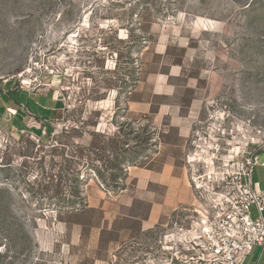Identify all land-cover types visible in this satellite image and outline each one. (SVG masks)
<instances>
[{"label":"rangeland","instance_id":"374dc122","mask_svg":"<svg viewBox=\"0 0 264 264\" xmlns=\"http://www.w3.org/2000/svg\"><path fill=\"white\" fill-rule=\"evenodd\" d=\"M9 86L64 116L40 137L0 126V264H141L134 244L189 228L197 204L190 187L165 227L123 242L132 167L180 144L186 175L189 152L264 148V0H0Z\"/></svg>","mask_w":264,"mask_h":264},{"label":"built area","instance_id":"2783aa9c","mask_svg":"<svg viewBox=\"0 0 264 264\" xmlns=\"http://www.w3.org/2000/svg\"><path fill=\"white\" fill-rule=\"evenodd\" d=\"M218 152H206L202 162L196 151L187 154L195 217L189 228L175 224L153 242L137 241L141 264H243L254 247L264 245V191L252 183L257 152Z\"/></svg>","mask_w":264,"mask_h":264},{"label":"crops","instance_id":"0c3cea01","mask_svg":"<svg viewBox=\"0 0 264 264\" xmlns=\"http://www.w3.org/2000/svg\"><path fill=\"white\" fill-rule=\"evenodd\" d=\"M2 93L0 126H9L15 132L40 137L44 131H50L51 122L60 121L64 116V106L54 95H42L36 91L29 92L10 86L2 90ZM192 121L189 117L186 118L177 136L185 137L192 128ZM178 146L181 149L179 154L168 153L167 150L158 153L162 158L158 167L156 161L148 168H131V183L124 191L128 197L114 205V213L118 219L115 226L123 242L140 238L156 227H165L170 213L187 204L191 191L181 164L185 145ZM257 155L259 163L254 168L252 183L255 190L264 191V148ZM136 202L139 204V213L135 216ZM243 264H264V245L254 247Z\"/></svg>","mask_w":264,"mask_h":264},{"label":"trees","instance_id":"16d2710c","mask_svg":"<svg viewBox=\"0 0 264 264\" xmlns=\"http://www.w3.org/2000/svg\"><path fill=\"white\" fill-rule=\"evenodd\" d=\"M74 194H76V192Z\"/></svg>","mask_w":264,"mask_h":264}]
</instances>
